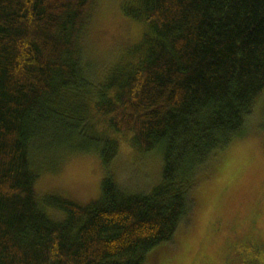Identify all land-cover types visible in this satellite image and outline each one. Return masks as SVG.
Wrapping results in <instances>:
<instances>
[{"label": "trees", "instance_id": "trees-1", "mask_svg": "<svg viewBox=\"0 0 264 264\" xmlns=\"http://www.w3.org/2000/svg\"><path fill=\"white\" fill-rule=\"evenodd\" d=\"M94 5L0 0V264H148L188 222L197 170L245 135L264 91V0L126 1L145 32L102 84L83 62ZM121 138L162 155L150 192L118 181ZM86 154L105 170L97 201L39 192ZM239 250L234 264H264L263 244Z\"/></svg>", "mask_w": 264, "mask_h": 264}, {"label": "rangeland", "instance_id": "rangeland-1", "mask_svg": "<svg viewBox=\"0 0 264 264\" xmlns=\"http://www.w3.org/2000/svg\"><path fill=\"white\" fill-rule=\"evenodd\" d=\"M126 1L95 0L82 45L84 65L93 71L98 84L105 82L113 68L132 61L130 54L145 32L144 23L123 15ZM263 124L264 91L247 121L245 135L213 153L197 170L188 222L179 226L171 243L151 255L148 264H234L230 259L240 256L246 238L264 245ZM112 169L121 184L147 193L162 180L163 158L157 151L145 153L121 138ZM104 178L98 157L78 155L50 171L38 190L87 205L100 198Z\"/></svg>", "mask_w": 264, "mask_h": 264}]
</instances>
